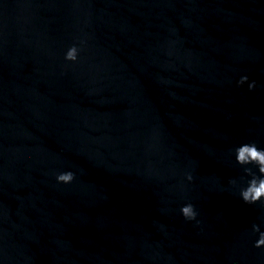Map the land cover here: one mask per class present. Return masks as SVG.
Segmentation results:
<instances>
[{"label": "water", "instance_id": "water-1", "mask_svg": "<svg viewBox=\"0 0 264 264\" xmlns=\"http://www.w3.org/2000/svg\"><path fill=\"white\" fill-rule=\"evenodd\" d=\"M253 143L264 0H0V264H264Z\"/></svg>", "mask_w": 264, "mask_h": 264}, {"label": "clouds", "instance_id": "clouds-1", "mask_svg": "<svg viewBox=\"0 0 264 264\" xmlns=\"http://www.w3.org/2000/svg\"><path fill=\"white\" fill-rule=\"evenodd\" d=\"M77 49L73 47L69 50L66 59L75 61ZM247 80V77H244L241 80L243 83ZM255 83L250 85V88H254ZM237 153V162L241 165H250L255 164L257 166L259 176L253 173L251 168L245 169L246 173L252 176V179L248 182V186L241 190V197L243 201L247 204H255L258 201H261L264 198V150L259 149L254 143L253 144H243L236 149ZM58 181L63 183H71L74 179V174L71 172L62 173L57 177ZM191 179V177H189ZM182 214L187 219H195L196 211L194 206L189 204L184 206L182 209ZM258 231V227L254 226ZM257 247L264 246V233L261 234V238L257 241Z\"/></svg>", "mask_w": 264, "mask_h": 264}]
</instances>
